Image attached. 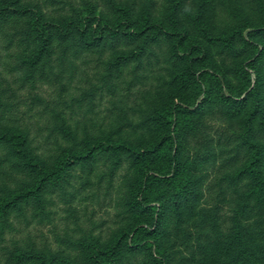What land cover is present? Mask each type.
<instances>
[{"label":"trees","instance_id":"trees-1","mask_svg":"<svg viewBox=\"0 0 264 264\" xmlns=\"http://www.w3.org/2000/svg\"><path fill=\"white\" fill-rule=\"evenodd\" d=\"M1 47L20 89L73 79L85 54L98 69L79 94L44 104L45 148L13 117L17 101L0 74V171L15 174L0 178V264H264V0H0ZM144 70L160 72L145 103L116 104L109 125L69 116ZM214 114L237 124L219 142L201 131ZM225 149L220 181L244 189L230 226L209 236L219 222L201 206L204 168ZM123 167L117 223L104 236L75 214V179L111 184ZM59 201L74 218L55 246L12 232L16 221H53Z\"/></svg>","mask_w":264,"mask_h":264},{"label":"rangeland","instance_id":"rangeland-1","mask_svg":"<svg viewBox=\"0 0 264 264\" xmlns=\"http://www.w3.org/2000/svg\"><path fill=\"white\" fill-rule=\"evenodd\" d=\"M5 57V51L1 47L0 74L5 75L9 80L8 85L14 93V100L17 101V108L13 117L18 123L30 129L35 143L45 148L50 145L51 139L47 137L48 131L43 126L47 123V118L50 117L51 112L45 110L44 104L49 103L51 107L54 105L52 103L56 98L69 99L71 95L79 94L82 88L95 81L98 69L96 66L97 59H95L93 54H85L78 60V70L73 79L61 78L52 82L42 83L38 88L31 90L28 88L20 89L12 81V75L5 69ZM142 73L144 77L134 81L131 85L127 82L131 75L126 74L114 82V91L105 90L95 97L91 111L86 112L87 106H84L83 108H78L76 112H71L72 115L69 114V116L74 121L82 120L86 115L87 123L98 121L109 125L112 120L117 118V113H114L116 104L126 108H135L145 103L153 95V91L159 83L158 75L160 72L157 70H144ZM37 97L43 98L45 101L43 103L34 101ZM61 107L59 106V108ZM66 111V113H70L68 109ZM131 113L132 115L134 114V112ZM236 127L237 124L234 120L226 118L223 114H214L204 117L201 131L203 132L202 135L206 136L208 134L219 142L221 136L224 137V135L235 130ZM224 146L221 143L218 148L221 149ZM228 151V149H225L217 160L210 162L204 168L207 179L204 185V197L201 206L205 209H211L216 214L219 222L218 227L215 229L206 227V230L210 231L209 236H215L220 232L226 231L230 226L232 222L231 214L239 199V193L244 189L240 184L233 185L220 181V176L230 169L226 158ZM124 170L125 168L123 167L111 184L106 178L98 181L93 175L83 172L75 179V188L79 191L71 204L74 207L75 214L80 217L84 225L89 226L91 221L99 224L97 230L104 236H107L117 223L118 217L114 206L115 185ZM14 176L15 174L6 167L0 171V178L6 181ZM87 178L96 180L95 184H84L83 181ZM67 207L68 205L59 201L53 206L55 210L53 221L49 223L32 222L30 224L16 221V228L12 232L18 237L32 238L39 245L50 243L55 246V232L62 231L64 227L73 225L72 219L74 216L68 215L67 211L69 209ZM197 223L198 221L192 218L188 221L187 226L191 230L197 231L199 229V226L195 225ZM203 235L205 237L208 234L203 233ZM193 239V242L197 245L195 237Z\"/></svg>","mask_w":264,"mask_h":264}]
</instances>
